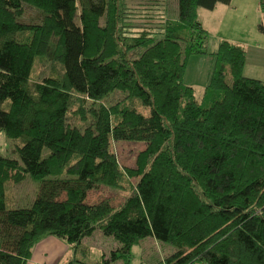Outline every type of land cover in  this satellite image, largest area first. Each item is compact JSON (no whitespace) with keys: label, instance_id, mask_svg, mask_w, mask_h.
Here are the masks:
<instances>
[{"label":"trees","instance_id":"trees-1","mask_svg":"<svg viewBox=\"0 0 264 264\" xmlns=\"http://www.w3.org/2000/svg\"><path fill=\"white\" fill-rule=\"evenodd\" d=\"M127 1L0 0V132L18 141V159L0 153V264H26L48 236L91 253L97 229L119 245L92 264L148 237L174 248L164 264H264V82L242 74L245 48L226 39L209 52L202 102L182 77L208 52L197 9L232 0H177L172 17L166 2ZM25 5L38 23L19 21ZM48 53L50 74L33 81ZM121 140L145 143L134 167L119 165ZM28 176L35 199L6 208L7 184ZM101 185L129 192L87 203Z\"/></svg>","mask_w":264,"mask_h":264},{"label":"rangeland","instance_id":"rangeland-1","mask_svg":"<svg viewBox=\"0 0 264 264\" xmlns=\"http://www.w3.org/2000/svg\"><path fill=\"white\" fill-rule=\"evenodd\" d=\"M138 0H128V5L133 6ZM167 3V11L170 17L175 16L177 0H157ZM236 7H227L216 10L198 8V18L202 22L204 28L209 32V40L207 45V54L191 55L187 58L185 72L182 75L183 83L190 84L195 91V97L202 102L203 90L205 83H208L207 75L212 68L214 69L216 58L214 51L218 46V40L221 36H227L230 39L238 41L242 38L248 42L246 52L249 59L264 62V33L257 30V25L262 20V7L259 6V0H233ZM42 12L39 8L25 5L22 14L18 17L22 23H38L41 20ZM261 44V50L250 46L254 42ZM51 49V48H50ZM49 49V52L51 50ZM143 48L134 49L130 52L131 57H136ZM52 61L49 60V53L45 57H36L32 68V80L41 81L43 77L50 74ZM209 79V77H208ZM121 92L110 94L105 100L106 103L113 102L118 99ZM88 100L86 101V105ZM206 105V104H204ZM75 124L83 125L80 119L71 118ZM17 140L9 139L3 131L0 132V153L4 156L14 157L18 159V155L14 152ZM142 142L123 141L113 142L112 147L118 159L119 165L125 167H134L136 154L144 149ZM131 181L133 179H130ZM133 182V181H132ZM39 181L33 180L29 176L20 183L7 184L5 197L6 208L29 206L37 196L39 189ZM129 191L121 190L115 187L101 185L98 189H92L88 192L86 202H96L107 198L112 205L119 204ZM56 239V238H55ZM91 253L85 254L79 252H68L60 258L58 264H92L95 261L102 260V257H110L118 247V242L113 237L106 236L95 230L90 237L84 239ZM174 248L164 242L157 241L153 237L141 239L137 244L132 246L129 256L116 257L109 264H164L163 256L171 253ZM32 257V256H31ZM29 258V260L31 259Z\"/></svg>","mask_w":264,"mask_h":264},{"label":"crops","instance_id":"crops-1","mask_svg":"<svg viewBox=\"0 0 264 264\" xmlns=\"http://www.w3.org/2000/svg\"><path fill=\"white\" fill-rule=\"evenodd\" d=\"M218 7L224 10V8L227 7L235 8L236 4L233 0L227 5L218 4L213 9V11L216 10V8ZM220 39H226L227 41L229 40L236 44L243 45L245 48V52L247 50L246 46L249 45L247 44L248 42H245L242 38H239L238 41H235V39L234 40L230 39L227 36H221ZM250 46L258 48L259 50L263 48V47L261 48V44L258 43L257 41L250 44ZM211 71L212 70L208 72L207 80L209 77V73ZM242 74L245 75L246 77L255 78L264 82V62L260 63V61H255V59L253 58H251L250 60L248 56V52H246L244 66L242 68ZM206 84L207 82L205 83V86ZM67 252H68L67 246L60 239L59 240L55 239L52 236L44 237L40 239V241H38L37 244L34 246L32 257L30 260L28 259L26 261V264H58L60 258L63 257Z\"/></svg>","mask_w":264,"mask_h":264}]
</instances>
